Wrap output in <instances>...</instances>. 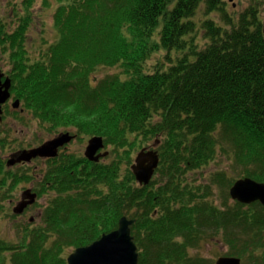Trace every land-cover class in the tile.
Here are the masks:
<instances>
[{
	"label": "trees",
	"instance_id": "obj_1",
	"mask_svg": "<svg viewBox=\"0 0 264 264\" xmlns=\"http://www.w3.org/2000/svg\"><path fill=\"white\" fill-rule=\"evenodd\" d=\"M34 1L21 0L29 16ZM56 1L58 38L33 63L21 33L31 16L12 32L0 24V54L13 61L10 89L34 117L102 136L112 157L91 168L89 196L61 193L46 205L50 247L42 249L44 231L28 238L25 229L18 244L0 239V256L14 250L0 264H60L64 247L90 244L123 215L134 219L138 264H215L190 252L208 234L237 248L230 255L264 264V206L239 203L226 191L240 177L264 182V24L254 5L262 0H249L239 16L225 0ZM99 66L117 71L97 84L91 74ZM149 142L160 163L142 185L131 155ZM220 154L237 164V175L213 173L226 192L217 205L214 185H196L187 174ZM80 162H57L66 190Z\"/></svg>",
	"mask_w": 264,
	"mask_h": 264
},
{
	"label": "rangeland",
	"instance_id": "obj_2",
	"mask_svg": "<svg viewBox=\"0 0 264 264\" xmlns=\"http://www.w3.org/2000/svg\"><path fill=\"white\" fill-rule=\"evenodd\" d=\"M225 7L230 13L235 16H239V13L245 10L251 5L249 0H225ZM258 9L259 17L261 21H264V0L254 4ZM58 2L56 0H35L31 5V19L29 25L25 32L21 31L25 37H23L24 45L26 48V56L29 57V62L33 63L39 58V52L41 49L46 48L50 43L58 38V31L54 21V14L56 12ZM21 0H0V24L5 25L7 32H12L14 29L18 28L21 22L22 16L30 17L28 13L23 9ZM26 14V15H25ZM216 17H220L218 14ZM164 52V50L159 53ZM162 54V53H161ZM160 55L153 56L149 61L148 65H152L156 58ZM12 60L6 52L0 54V69L2 71H9L12 66ZM117 68H111L106 66L97 67L91 74L94 83L99 82L107 74H114ZM98 84V83H97ZM96 84V85H97ZM95 85V84H93ZM13 99L11 98L4 105V118L0 121V139H3L5 144H0V239L7 240L13 244H18L21 240L24 230L28 229V238L31 237L33 230L44 231L46 233V238L43 242L42 249L44 246L50 247L52 240H54V232L50 227H47V223L44 219V210L46 205L50 203L55 197L60 196L61 193H69L72 195L78 194L84 198V195H90V178L91 168L96 169L95 161L92 160H82V163L78 165L79 167L75 171V174L81 176L82 182H77L80 184V188H75L71 186L66 190L63 181H60L59 175L56 174L55 168L52 173L47 174L49 168L52 164L49 161L43 162L41 157H32L31 162L20 166L19 163L9 165L6 161L10 157V153L19 148H27L38 143L47 138H52L54 134L58 131L70 130L71 132H76L77 129L73 127H66L62 125L59 127L51 122V120H42L34 117V115L22 106L20 100V108L24 109L23 113L15 112L11 103ZM93 134L78 135L77 140L70 145L67 149L69 156L75 159H79L80 156L85 157V148L87 145V140L90 139ZM152 142V141H151ZM36 143V144H35ZM146 144V143H144ZM150 146V142L147 143ZM147 145H144L143 149H147ZM140 147L134 151L131 155L132 163L134 162L137 154L142 150ZM106 149L110 150V147ZM73 153V154H72ZM112 155H106L105 157H100L98 163H106L108 159H111ZM86 158V157H85ZM12 158H9V160ZM2 161V162H1ZM6 162V164H5ZM95 164V165H94ZM234 167H237L236 163L230 162V160L220 154L216 161H213L209 166L204 169H200V172L190 171L187 174V180L195 182L196 185H207L212 184L211 192L215 193V203L218 205L223 203L224 196L226 194L225 188L221 187L222 191L219 189L217 183L213 182V173L220 169H227L232 176L237 174L233 171ZM19 169V172L17 171ZM18 172L14 173L13 171ZM18 174L20 176L19 180L16 181L14 176ZM47 175V180H43L44 176ZM76 175V176H77ZM160 177V173L156 174V177ZM13 179H15L13 181ZM42 180V188L40 190L41 196H35L34 204L29 208L23 209L20 213H14L12 207L20 198V194L24 191V186L37 184ZM259 181V180H258ZM74 182V183H75ZM263 182V181H261ZM47 187L49 190H47ZM23 190V191H22ZM228 194V189L226 190ZM77 199V198H76ZM209 200V198H207ZM77 204V202L75 203ZM79 205V204H77ZM76 205V206H77ZM33 220L29 221V217ZM239 247V246H238ZM74 245H67L63 248L60 253L62 263L63 261L67 264L66 258L74 250ZM237 248L228 246L222 237L214 235H206L199 245L190 249L192 255H201L210 260H217L219 257H232L237 255L232 254ZM14 250H5L1 252V256H6L5 261L10 262V255ZM238 257V256H237ZM64 258V260H63ZM240 264H255L253 257L246 254L245 257H239Z\"/></svg>",
	"mask_w": 264,
	"mask_h": 264
},
{
	"label": "water",
	"instance_id": "obj_3",
	"mask_svg": "<svg viewBox=\"0 0 264 264\" xmlns=\"http://www.w3.org/2000/svg\"><path fill=\"white\" fill-rule=\"evenodd\" d=\"M0 70V119L3 113L2 105L10 97L11 79L4 77ZM13 107H19V99L12 103ZM72 136L68 132L58 134L56 137L45 141L38 147L23 149L19 156L10 159L8 164L18 161H28L32 157H53L57 155L58 148L68 142ZM104 147L102 136L94 135L88 139L85 156L92 161L98 162L100 157L106 156L107 151L97 154V151ZM15 161V162H14ZM159 163V155L155 150L142 149L135 157L131 165L132 172L140 184H148ZM231 197L241 203L250 204L259 201L264 205V182L256 181L250 177L236 180L230 187ZM36 193L30 189L22 192L21 201L14 207L15 212H22L23 209L34 201ZM27 198V199H26ZM134 219L123 215L118 220L114 230L101 234L96 240L88 245L76 247L66 258L67 264H138L139 253L136 243L131 235L130 226ZM237 257H219L215 264H240Z\"/></svg>",
	"mask_w": 264,
	"mask_h": 264
},
{
	"label": "flooded vegetation",
	"instance_id": "obj_4",
	"mask_svg": "<svg viewBox=\"0 0 264 264\" xmlns=\"http://www.w3.org/2000/svg\"><path fill=\"white\" fill-rule=\"evenodd\" d=\"M4 73L6 74V75H9L10 76V73H11V68H10V70L9 71H4ZM18 111V110H17ZM67 131V130H66ZM70 131V130H69ZM71 132V131H70ZM58 132H56V134H57ZM71 133H73V132H71ZM56 134H54L53 136H55ZM52 136V137H53ZM77 137H78V135H76L75 134V136H73L72 137V139L67 143V144H65V145H63L62 147H60L59 149H58V151H57V155H55V156H53V157H41L40 159H42V158H44L43 159V162H45V161H47L48 163H49V161H52V162H50L51 164H52V167L51 168H49L48 169V171L46 172L47 174H49V173H52L53 172V170H54V168L57 166V162L60 160V159H63V158H67V156H69V152L67 151V149L70 147V145L71 144H73L76 140H77ZM47 139H50V138H47ZM47 139H45V140H42V141H40L39 143H38V145H34V146H31V147H27V148H19V149H16V150H14V151H12L11 153H10V157L9 158H14V159H16L18 156H19V153H20V151H22L23 149H31V148H35V147H38V146H40L41 144H43V142H45ZM0 144H5V142L3 141V139H0ZM36 144V143H35ZM73 154V153H72ZM9 158H7L6 159V161L8 162L9 161ZM83 158H85L84 156L82 157V156H80L79 157V159L82 161L83 160ZM33 159H30V160H28V161H18L17 163H19L20 164V166H23V165H25V164H27V163H29V162H31ZM85 161H86V159H84ZM5 164H6V162H5ZM14 164V163H13ZM13 171V170H12ZM17 171L19 172V169H17ZM14 173H18V172H15V171H13ZM56 174L57 175H59L58 174V172H56ZM19 178H20V176L17 174V177L15 178L16 179V181H18L19 180ZM82 177L81 176H77V181H80V182H82ZM43 180H47V175H45L44 176V179ZM48 181V180H47ZM34 185H31V186H29V187H27V186H24L23 187V190H25V189H32V191H34V192H36L37 194L39 193L40 194V190L41 189H44V187L42 188L41 186H42V180L39 182V183H37V184H35V183H33ZM73 187H75V188H80L81 186H80V184H73L72 185ZM22 190V191H23ZM47 190H49V188L47 187ZM42 194V193H41ZM38 196H41V195H38ZM34 204V203H33ZM30 206H32V204H28L25 208H29Z\"/></svg>",
	"mask_w": 264,
	"mask_h": 264
},
{
	"label": "bare ground",
	"instance_id": "obj_5",
	"mask_svg": "<svg viewBox=\"0 0 264 264\" xmlns=\"http://www.w3.org/2000/svg\"><path fill=\"white\" fill-rule=\"evenodd\" d=\"M213 15V14H212ZM263 24H264V21H263Z\"/></svg>",
	"mask_w": 264,
	"mask_h": 264
}]
</instances>
